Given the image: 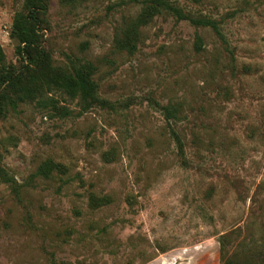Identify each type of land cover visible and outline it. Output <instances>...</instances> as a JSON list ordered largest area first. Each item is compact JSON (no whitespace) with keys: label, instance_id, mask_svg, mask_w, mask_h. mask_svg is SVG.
<instances>
[{"label":"rangeland","instance_id":"374dc122","mask_svg":"<svg viewBox=\"0 0 264 264\" xmlns=\"http://www.w3.org/2000/svg\"><path fill=\"white\" fill-rule=\"evenodd\" d=\"M141 1H47L53 65L92 62L103 103L0 114V167L23 185L0 177V264H264V0H171L222 36L162 12L130 53L115 38ZM22 3L0 0L5 67ZM47 159L64 172L36 176Z\"/></svg>","mask_w":264,"mask_h":264},{"label":"trees","instance_id":"16d2710c","mask_svg":"<svg viewBox=\"0 0 264 264\" xmlns=\"http://www.w3.org/2000/svg\"><path fill=\"white\" fill-rule=\"evenodd\" d=\"M48 0H23L20 9L14 12L9 31V37L15 42L14 51L18 58V66H4V52L0 46V114H5L10 108L15 110L20 104L37 102L50 105L54 110H64L54 103L49 93L60 92L69 98H77L85 106L102 104L97 95V82L93 78L95 66L88 60L69 59L68 65L54 66L51 54L43 45V29L46 24V9ZM81 0H60L63 5H75ZM199 3L202 0H191ZM138 15L130 20L125 28L116 36L115 44L119 49L132 53L136 49L137 32L141 25L147 24L155 15L166 12L179 19H186L196 26H209L222 36L216 20L206 16H194L184 11L171 0H142ZM196 49L201 48V37L196 35ZM167 116L176 111L175 106L165 107ZM64 166L52 159L43 161L36 169V176L50 178L56 171L64 172ZM0 177L9 184L18 196L21 187L14 178L0 167ZM106 195L97 198L91 195L93 207L103 202ZM128 204H132V195H127ZM224 264H231L226 260Z\"/></svg>","mask_w":264,"mask_h":264}]
</instances>
